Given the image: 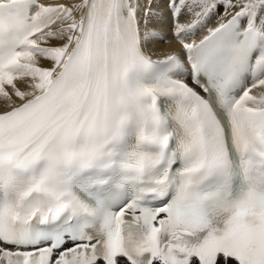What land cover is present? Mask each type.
I'll list each match as a JSON object with an SVG mask.
<instances>
[{
  "label": "snow or ice",
  "instance_id": "snow-or-ice-1",
  "mask_svg": "<svg viewBox=\"0 0 264 264\" xmlns=\"http://www.w3.org/2000/svg\"><path fill=\"white\" fill-rule=\"evenodd\" d=\"M0 264H264V0H0Z\"/></svg>",
  "mask_w": 264,
  "mask_h": 264
},
{
  "label": "bare ground",
  "instance_id": "bare-ground-1",
  "mask_svg": "<svg viewBox=\"0 0 264 264\" xmlns=\"http://www.w3.org/2000/svg\"><path fill=\"white\" fill-rule=\"evenodd\" d=\"M160 47L164 48V47H167V45L161 44Z\"/></svg>",
  "mask_w": 264,
  "mask_h": 264
}]
</instances>
